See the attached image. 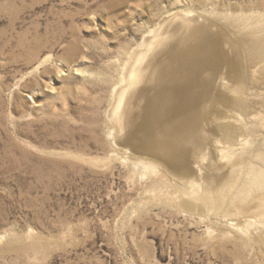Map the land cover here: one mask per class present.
Here are the masks:
<instances>
[{"label": "rangeland", "instance_id": "374dc122", "mask_svg": "<svg viewBox=\"0 0 264 264\" xmlns=\"http://www.w3.org/2000/svg\"><path fill=\"white\" fill-rule=\"evenodd\" d=\"M255 17L264 23V0H0V264H264L262 200L238 211L211 194L231 161L264 149V80L255 96L219 81L199 101L210 169L189 181L185 168L145 170L161 161L122 145L115 121L138 56L189 23L218 38L236 86L245 59L232 21ZM163 48L159 61L172 59ZM238 97L258 106L239 113Z\"/></svg>", "mask_w": 264, "mask_h": 264}, {"label": "bare ground", "instance_id": "6f19581e", "mask_svg": "<svg viewBox=\"0 0 264 264\" xmlns=\"http://www.w3.org/2000/svg\"><path fill=\"white\" fill-rule=\"evenodd\" d=\"M252 19L235 18L232 21H236L234 24L240 30L238 37L232 40L236 46V55L245 59L243 70L239 68L240 81L233 82L236 86L229 85L228 79L232 77L234 66L222 57L218 38L215 37L216 42L212 44L213 38L208 32L205 33L206 38L196 37V28L192 23H187L190 28L187 34H184V28L181 33L174 35L175 37H168L164 44L162 40L159 43L150 42L149 49L138 56L129 74L128 87L122 90L120 99L118 98L115 121L120 133L117 139L122 145H128L135 150L133 145L137 144L140 149L143 147L145 152L148 151L150 157H157L164 165L152 159L140 161L145 170L159 173L167 172L165 166L177 170L185 168L182 172L185 176L181 175L183 181H189L192 177L187 176L196 174V170L199 174L202 171L208 174L210 162L207 161V153H204L205 147L197 144L200 125L196 113L197 104L207 100L210 89L217 88L220 82L222 87L234 88L233 91L244 89L247 94L256 95L263 84L258 80H264V23H256L259 22L257 18ZM166 45L173 58L159 61L161 49ZM248 90L256 92L248 93ZM231 103L234 109L242 114L248 110L247 106H258L257 102L244 103L240 97L233 99ZM132 106H142V109L139 113L135 110L134 114L130 109ZM134 118H137V121ZM220 129L225 132L228 142L234 140L236 130L230 125L222 124ZM137 133L146 135L141 140ZM224 158L231 161L232 156L226 154ZM247 158L250 159L249 164L231 161L234 171L229 174L228 180L211 194L220 199L219 203H227L229 208L238 210L248 207L251 201L262 200L258 205L263 209L264 149L255 150ZM196 182L191 181L193 192L204 200L210 199V195L205 191L207 186L204 188Z\"/></svg>", "mask_w": 264, "mask_h": 264}]
</instances>
